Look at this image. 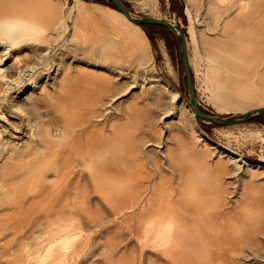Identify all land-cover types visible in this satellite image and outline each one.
Listing matches in <instances>:
<instances>
[{
	"label": "rangeland",
	"instance_id": "rangeland-1",
	"mask_svg": "<svg viewBox=\"0 0 264 264\" xmlns=\"http://www.w3.org/2000/svg\"><path fill=\"white\" fill-rule=\"evenodd\" d=\"M25 1L43 58L10 74L0 41V221L53 220L0 225V264H264V115L196 118L173 34L108 0ZM122 1L182 29L202 111L264 106V0Z\"/></svg>",
	"mask_w": 264,
	"mask_h": 264
},
{
	"label": "bare ground",
	"instance_id": "bare-ground-1",
	"mask_svg": "<svg viewBox=\"0 0 264 264\" xmlns=\"http://www.w3.org/2000/svg\"><path fill=\"white\" fill-rule=\"evenodd\" d=\"M40 4H41V2H40ZM31 6H32V4L30 2L25 1V0H0V36L3 37V38L1 37L2 39H0V41L2 40L5 42H8L10 44L9 46H15L16 44L20 43L21 44L20 46L24 45L26 47L25 48L26 54H23V56L20 58L18 57L16 59L17 60L16 62L13 60L15 63H12L10 66H8L9 68L7 70L10 74L13 72V70H15L19 67L18 64L20 62L23 65H25V64L28 65L29 63H31L33 55L36 56L37 60H41L43 58V54H41V52H40L41 47L36 46L29 41L30 37H32V35H34V32H35L34 29H36V26H35L36 21H35V17H34L35 11L32 9ZM156 18H158V17H156ZM23 36L25 38H21ZM18 48H19V46H18ZM15 49H16V47H15ZM92 85H94V84H92ZM21 107H22V110H25V114L27 115V117L31 121V125L36 126L37 121L41 120V118H42V115L40 114V112H37V111L33 110L31 107H27L23 104L21 105ZM29 146H30V144H29ZM30 148H32V146ZM22 151H24V149ZM77 154L79 155V158H81L82 160H84V157H86L85 156L86 152H85L84 148L79 149ZM13 158L14 157H12V159ZM15 160H17V159H14V161ZM16 164H18V163H10V164L5 163L3 166H1L0 172L1 173H7L8 172V174L10 175L9 178L13 179L15 177V174H16L15 172H17ZM62 172H60V175L63 176ZM10 202H11V200H10ZM59 202L60 201L58 200L57 205H59ZM56 207L57 206L55 204V208ZM15 210H17V208ZM27 212H28V210H26V211H24V210L20 211L19 210L17 212L18 215H12V216L3 218L0 221V225H2V226L3 225H13V226L19 225L21 227L26 226V227L32 228V227L42 225L44 223L47 224L53 220V219H51L53 215H49L48 213H46L44 211L38 212L37 216H35V214H34L37 211L32 212V214L30 216L27 215ZM56 217H57V215H56ZM58 217H59V214H58ZM11 228L12 227H9L10 230H11ZM23 228H25V227H23ZM13 229H15V228H13ZM15 231H17V228Z\"/></svg>",
	"mask_w": 264,
	"mask_h": 264
},
{
	"label": "water",
	"instance_id": "water-1",
	"mask_svg": "<svg viewBox=\"0 0 264 264\" xmlns=\"http://www.w3.org/2000/svg\"><path fill=\"white\" fill-rule=\"evenodd\" d=\"M108 2L111 4L113 8L119 11L127 20H129L131 23L135 25H143V24L157 25L168 29L173 34L176 42L177 54L180 61V66L186 83V88L188 93V104L191 109V112L196 118L207 121L215 125L228 126L242 122H247L259 115H264V106L258 107L254 110L247 111L244 113L231 114L228 116H219L202 111L199 108L195 95L193 78L187 56L185 35L182 29L179 26L164 19L150 17V16L134 17L131 15V12L128 10V8L126 7V5L122 0H108Z\"/></svg>",
	"mask_w": 264,
	"mask_h": 264
},
{
	"label": "trees",
	"instance_id": "trees-1",
	"mask_svg": "<svg viewBox=\"0 0 264 264\" xmlns=\"http://www.w3.org/2000/svg\"><path fill=\"white\" fill-rule=\"evenodd\" d=\"M141 26L144 27V28L152 27V28H156V29H159V30L167 31V32L169 31L168 29H166L164 27H161V26H157V25H146V24H143Z\"/></svg>",
	"mask_w": 264,
	"mask_h": 264
}]
</instances>
